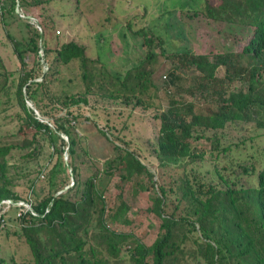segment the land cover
<instances>
[{"label": "trees", "instance_id": "16d2710c", "mask_svg": "<svg viewBox=\"0 0 264 264\" xmlns=\"http://www.w3.org/2000/svg\"><path fill=\"white\" fill-rule=\"evenodd\" d=\"M55 1L0 0V30L18 72L8 108L19 110L16 131L0 132V238L3 232L6 240L13 236L17 241L10 250L0 241V264H264V94L253 89L264 73V0H220L222 12L212 14L203 0L205 16H219L230 25L250 30L241 51L210 57L186 48L169 50L161 35L142 27L136 33L143 36L146 51L125 70H110L74 41L56 39L51 44L45 35L53 27L46 7ZM33 9L40 12L33 17L36 21L30 19ZM28 55L33 56L30 69ZM173 58L196 69L195 89L213 95L214 101L200 104L172 95L167 108L154 117L159 127L148 142L164 171L159 184L114 127L117 136L110 133V127L100 132L117 154L97 167L71 123L91 121L99 111L107 115L121 108L133 112L159 108L160 90L154 78ZM73 63L77 64L76 90L53 92L49 84L60 81L61 68ZM220 66L226 75L218 79ZM12 75L0 55V98L11 97L8 81ZM167 77L173 86L180 82L174 70ZM242 78L248 82L246 92L227 90L226 83ZM249 126L251 133L241 143L223 142L221 132L226 128L246 134ZM200 140H207L212 152L211 169L201 173L187 170L205 156L192 147ZM256 143L255 154L232 157L233 150L252 149ZM45 145L52 151L49 162L56 156L54 165L49 168L47 162L37 171L31 193L18 196L9 175L10 160L18 156L20 163L36 161ZM180 161L186 163L171 165ZM116 172L123 180L145 175L152 190L156 187L152 211L160 225L150 246L133 233L111 226L131 224L121 195L119 206L110 214L102 190ZM44 177L43 194H34L35 183ZM7 200L28 204L35 216L23 206H10L18 212L5 219L7 207L2 202ZM8 222L14 223V229L8 228Z\"/></svg>", "mask_w": 264, "mask_h": 264}, {"label": "rangeland", "instance_id": "374dc122", "mask_svg": "<svg viewBox=\"0 0 264 264\" xmlns=\"http://www.w3.org/2000/svg\"><path fill=\"white\" fill-rule=\"evenodd\" d=\"M204 1L208 12L211 14L221 10L220 0ZM204 1L58 0L46 7V13L51 18L53 27L47 29L45 35L51 44H54L56 39L60 43L74 41L85 48L89 57L98 58L110 70H125L144 56L146 49L142 47L143 36L136 33L142 27H148L152 32L161 35L165 39L166 45H169V50L179 51L186 48L197 55L210 57L229 51H241L248 41L250 30L230 25L219 20V16L215 18L217 20L205 16L203 13ZM39 14V10L33 9L30 19L34 21L35 18L33 17L39 16ZM55 32L58 38L55 36ZM0 55L7 70L13 73L8 81L11 97L9 98L6 95L0 98V132L8 134L15 132L19 125L15 117V113L19 112L18 108L14 106L8 108L13 99L12 93L16 88L18 72L15 70L16 61L12 50L3 37L1 30ZM26 63L30 69L33 65L32 55L26 57ZM47 69L44 65V73H48ZM172 70L180 77V82L175 86L169 83L168 77L165 78ZM76 74L77 64L73 63L65 68L62 67L58 78L60 81L50 83V89L53 92L60 90L67 93L74 92L77 88L76 85L79 84ZM197 74L193 66L184 65L173 58L166 61L160 74H156L154 78V82L160 90L158 94L159 108L155 107L142 111L134 109V112L130 109L121 108L116 112L111 111L107 115L99 111L95 113L96 118L91 119V121L83 119L79 124L75 121L72 122L71 124L76 126V132L82 137V147L87 157L99 168L102 167L104 162H108L115 157L117 153L114 152L108 140L100 132L101 130L106 131V128L110 127V133L117 136L118 133L112 129L114 127L117 131H121L120 137L125 138V141L129 143L128 150L140 156L141 161L155 174L156 184H159L164 171L158 166L159 162L152 155L151 145L148 142L150 138L157 134L159 127L158 120L154 117L167 108L168 98L172 95L178 99L200 104L213 103V95L195 89L194 79L197 78ZM225 75V68L220 66L216 71V77L221 79L225 78ZM68 78L75 79L69 82ZM226 88L228 91L241 90L246 92L248 82L243 78L233 80L226 83ZM253 89L264 94V73L253 85ZM81 113L88 117L91 115L87 109H81ZM225 130V132H221L223 142L235 144L241 143L243 139L249 137L248 134L251 133L252 126L247 128L246 134H239L232 127ZM192 147L204 152L205 156L202 161L187 166V170L193 169V171L199 173L209 171L211 169L210 163H212L209 142L207 140L193 142ZM256 149L257 143L252 149L247 146L243 150H233L232 157L255 154ZM51 153V148L45 145L43 154L36 161L20 163L18 156L10 160L9 175L14 178L15 191L18 196L27 197L31 193L29 187L32 181H35L37 171L49 162ZM64 160H67L66 156ZM55 161L56 156L49 162V168L54 165ZM185 163L186 161H180L171 165H184ZM80 167L82 170L87 168L85 165ZM44 184L45 177L44 179L40 178L35 183L34 194L41 196ZM97 185L99 186L98 180ZM102 190L108 208L111 209L110 214L119 206V195L129 208L127 217L131 220V224L127 226L113 223L111 225L113 229L131 232L143 244L150 246L158 236L160 220L152 211L156 187L152 190L148 177L135 175L132 178L123 180L121 173L116 172L110 180L103 183ZM3 211H6L4 218L9 219L10 216L18 212V209L12 207L3 209ZM14 227V223L8 222V228L14 229ZM0 241L2 247H8L9 250L14 244H17L13 236L6 240L3 232Z\"/></svg>", "mask_w": 264, "mask_h": 264}, {"label": "built area", "instance_id": "2783aa9c", "mask_svg": "<svg viewBox=\"0 0 264 264\" xmlns=\"http://www.w3.org/2000/svg\"><path fill=\"white\" fill-rule=\"evenodd\" d=\"M34 21H35V19H34ZM37 28L40 30L39 27H37ZM2 205H4L7 208L10 207V206H19V207L23 206L25 208V211H29L33 216H35V213L32 211L31 207L28 204H26V203L20 202V203L14 204L11 201L7 200V201H3Z\"/></svg>", "mask_w": 264, "mask_h": 264}, {"label": "water", "instance_id": "95a60500", "mask_svg": "<svg viewBox=\"0 0 264 264\" xmlns=\"http://www.w3.org/2000/svg\"><path fill=\"white\" fill-rule=\"evenodd\" d=\"M32 108V107H31ZM37 114V112H35Z\"/></svg>", "mask_w": 264, "mask_h": 264}]
</instances>
